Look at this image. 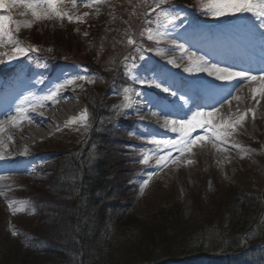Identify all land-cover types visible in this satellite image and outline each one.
Masks as SVG:
<instances>
[{
  "label": "rangeland",
  "instance_id": "obj_1",
  "mask_svg": "<svg viewBox=\"0 0 264 264\" xmlns=\"http://www.w3.org/2000/svg\"><path fill=\"white\" fill-rule=\"evenodd\" d=\"M190 2L197 3V0H191ZM79 4L80 2L78 0L77 8L72 9L71 0H65L64 8L68 7L67 9L73 14H80L83 10H87V17L89 16L88 19L91 14L95 13L96 15L91 17V21L92 23L97 22L94 25L97 26L100 21L97 20V17H99L97 16V13L106 11V6L100 4L97 7L93 6L92 8L85 9L83 3H81V5ZM120 4V8L124 7L126 12L120 14V12L116 11L117 8L114 11L116 15H119L117 17L119 25L116 23V26L119 27L118 30L123 28V31L127 32V38L131 37L135 40H137L136 38H144L147 34L145 33L141 36V32H144L146 27L136 28L134 22L137 24V19L140 15H145L149 6L145 9V2L137 0L136 2H133V0H122L120 1ZM143 5L144 7L142 8ZM201 5L203 4L198 2L197 7L199 8ZM108 7L109 6H107V10H111V8ZM21 11L25 10L17 8L12 11L15 19H31L30 15L24 17L20 16L19 13ZM150 11L151 10H147V13L150 14ZM210 18L214 19L215 17L211 15ZM62 24L63 21L58 19L40 21L33 24L31 29L22 28L18 33V36H22L27 42L28 35L26 33L39 32L41 34V31L43 33L46 31L47 34L51 36V41H56L58 38L60 41H63H57L61 43V46L58 48L59 51H57V54L60 56L59 58L91 62L103 70L105 74H109V70L100 67L102 62L105 63L111 59V56L109 55L110 50H104L103 53L99 52V43H101L103 35L101 36L99 33L94 35L89 32L85 35L81 32L78 34L79 38H77V40L67 41L73 30L71 26H73L74 23L70 24L71 26L69 29L67 23H65V25ZM217 27L219 28L218 32H226L224 25ZM253 29L254 32H256V36H253L252 40L255 37L259 38L261 31H264L256 27ZM74 31H72V33H75ZM111 31L113 30L111 29ZM167 32L171 34L169 39H175L176 43L184 44L186 48L190 51L196 52L197 55H210L215 51H218L217 53H223L225 48L233 46L237 47L233 40L230 38L224 39L221 35L207 38L206 36L210 33H202L195 39L196 41H194V43H189V40H181V32L175 31L174 29H169ZM112 35L115 37L118 36L117 33H113ZM112 35L111 38H113ZM203 38L207 39L201 41ZM122 42H124V39H122ZM107 43L111 45L108 40ZM165 44V46L163 45L159 47L162 50H166L165 56H158L154 51H146L145 56L148 55L147 57L151 60L150 65L153 64V66L157 67L163 66L168 70L171 68H177L168 64L167 60L175 59L176 62L181 65L182 58L176 54L173 55V51L176 48L170 43ZM37 47L41 52L42 49L45 52V49L40 45H37ZM148 48L155 49L157 47L152 48V46H148ZM201 48H206L207 51L202 54V52H199ZM172 49L173 51H171ZM176 50L180 53L179 49ZM218 59L221 60L220 57H218ZM77 69V66H72L70 67L72 72L64 74L60 73V71L66 70V68H60L57 71L58 74L55 75H53L51 70L50 74L53 76L50 77L51 81H49L47 75L48 72L41 67H38V74H35L30 80V84H32L33 87L32 91L29 92L28 97L31 100V97L33 96L38 97L47 94L49 88L52 87L57 80L64 78L66 75H75L77 73L83 74L80 70L76 71ZM112 74L114 75V72H112L111 75ZM118 74L112 78L115 79L117 77V81L121 84L123 83V86L125 87L126 84L124 82L125 77L123 76V73L119 72ZM198 74L203 75L208 81H214L205 73ZM103 75L101 76L100 83L97 84V89L104 93L107 92L108 95L109 92L107 90L109 86L112 85L110 82L111 78L106 80ZM193 75L194 74H191V77H193ZM40 81L43 82L41 83ZM85 84H87V82L77 81L74 86H69L61 92L64 96L65 94H78L82 96L81 99L73 98L77 101L75 105L78 106L80 113L87 108L88 95L86 92L91 90V88L86 87ZM138 86L141 85L138 84ZM115 87L116 85L113 86V88ZM39 89L42 90L34 94V92ZM135 90L136 89H134L132 93V99L135 95ZM140 90L149 92L147 88L140 87ZM119 98L120 100L117 101V105H115L117 115L127 118L132 115L133 117H138L137 113L132 114V107L127 109L120 107L124 103L123 92L117 94V99ZM24 99L25 96H21V92L19 91L15 100L0 107V116L3 117L5 113H15L16 106ZM105 100H107V104L109 105L115 103L110 101L108 96ZM47 107L48 106H45L37 112L32 113H38L40 110ZM89 114L90 119L87 121V128L80 124H77L76 129H73L72 127H63V130H61L56 137L48 139L47 142L35 141V139L31 138L27 139L20 135L22 133L21 128L26 126L28 123L27 121H24L18 128H7L3 133H0V141H2V143H0V155L4 157V159L0 160V189L5 193L4 195H0V242L5 248H7V254H5V259H9L7 264H13L12 256L15 255L16 250L18 253L20 252L19 246L25 245L23 242L27 240L26 238L36 231L38 226L37 221H39V219H44L43 216L38 217V214H49V208H47L43 202L47 200L52 201V199H56L55 193H61V189L58 188V179L61 174H64L63 169L69 167V162H66V160L69 158L71 161L70 163H76V165L78 163L81 164V162L85 163V165H89L91 164L89 162L96 159L97 154L95 148L90 145L94 125L93 117L90 112ZM28 115L31 116L30 112ZM125 122L126 120L123 121L124 124H122V126L120 125V127H116L117 122H115V137L112 139V142L109 140V144L105 146L104 151L106 152L104 161L108 166L111 165L110 171L114 176L113 183L116 184L115 189L113 190V195L117 198L123 199V202L127 206L124 211L125 213H129L130 215L139 210L142 214L153 213L152 216L161 218V215H166L167 212L175 207L173 212L177 213L178 224H184L186 226L185 228L190 229L191 227L192 229L195 222L202 219L201 215L204 210H207L211 216L216 213L215 209L212 208V206H214L217 208L218 214L220 215L221 213L218 207L220 209H226V197L230 191H245L250 193L255 199L258 198L264 202V154L261 155L258 151L259 147L257 148L259 142L264 147V134L259 129L260 121L257 120L253 122L248 120L247 122L250 129L245 130L239 126L233 135L229 137V145H239V148L230 146L225 151H218L217 149L219 145L214 147L211 138L204 141L201 145L195 146L192 152L187 153V156L182 157L181 159V161L191 160L192 163L177 162L176 164L171 165L170 168H163L158 171L156 175L151 177L150 182L147 187L144 188L142 193L140 189L143 181L148 179L147 173L156 171L155 159H151L149 165L139 163L143 156L142 149H144V146H141L142 142H145V139H150V127L146 123L141 122V127L135 125L136 129H133L132 124L134 125V122ZM46 126L47 128H52V126ZM9 132H15L24 144V147H15L17 148L16 153L15 151H10L6 143L3 141L4 139L6 140ZM197 132L202 133V130L198 129ZM156 138L168 137L156 136ZM239 142H241V144H239ZM153 147H155V145ZM145 150L144 154L148 152V149ZM66 154L68 155L66 156ZM224 160H228L229 163L227 162L225 164ZM70 177H68V179ZM110 184L113 186L111 182ZM10 201H26L29 203L24 211L13 213L8 207ZM13 206L17 207L19 204L17 203ZM163 209L164 211L160 213ZM156 214H159V216ZM49 218L50 217H47V220H49ZM166 219L167 218H165V220ZM165 220L164 222H167ZM168 226L169 225H165L162 227L167 228ZM226 228L227 225L224 226L223 230L225 231ZM14 231L17 235H13ZM245 244L246 246L250 245L248 239Z\"/></svg>",
  "mask_w": 264,
  "mask_h": 264
},
{
  "label": "trees",
  "instance_id": "obj_2",
  "mask_svg": "<svg viewBox=\"0 0 264 264\" xmlns=\"http://www.w3.org/2000/svg\"><path fill=\"white\" fill-rule=\"evenodd\" d=\"M120 1L122 0L106 1V11L97 13V20H100L97 26H94L97 22L91 21L95 13L89 19V16L75 13L74 15L83 17L84 22H75L73 26L67 19L63 20L62 25L67 23L68 29L71 26L72 31L77 32H69L67 41L77 40L81 32L103 35L98 49L102 53L110 50L111 59L102 62L100 67L109 70V74H105L91 62L78 60L91 66V71L98 74V84L101 81L99 74H104L106 80L111 78V84L118 82L117 77H112L123 71L122 58L130 54L138 42L144 45L146 43L141 37L135 45H127V32L123 28L118 30L119 27L116 26V23L119 25V15L114 13L115 9L120 14L126 12L124 7L120 8ZM137 1H144L145 9L150 2ZM190 1L185 0L184 3L194 5ZM107 6L111 10H107ZM142 17L139 16L137 24L134 22L136 28L147 27L145 22L139 23ZM113 33L118 36H113ZM26 34L27 42L43 47L45 52L43 49L42 52L48 59L71 62L67 58H59L57 51L61 46L60 42H63L59 38L51 41L52 38L46 31H41V34ZM18 39L26 42L22 36H18ZM49 48L52 49L51 52L47 51ZM112 72L114 75H111ZM110 90L112 88L107 91ZM86 94L87 110L93 117L94 125L90 145L95 148L97 157L89 165L82 162L76 165L70 163L69 158L66 160L69 167L63 169L64 174L58 179L61 193H55L56 199L43 202L49 208V214H38V217L43 216L44 219L37 221L36 231L26 238L23 242L25 245L19 246L20 252L16 250L12 256L13 264H264V202L255 199L248 192H228L226 209L218 207L221 213L219 215L217 208L212 206L216 213L211 216L204 210L202 219L196 221L192 229L178 224L177 213L173 212L175 207L166 215H161L162 219L152 216L153 213L142 214L139 210L130 215L125 213L127 206L123 199L113 195L116 184L113 183L111 165L108 166L104 161L105 146L109 144V140L112 142L114 139L115 122L116 127H119L121 119L114 106L107 104L105 100L107 96L110 97V93L107 95V92L99 91L96 86ZM203 208L205 209L204 206ZM163 211L164 209L160 213ZM47 217H50L49 220ZM164 224L169 226L162 227ZM225 225L227 228L224 231ZM247 239L249 247L245 244ZM6 251L7 248L0 242V264H7L9 261L5 259Z\"/></svg>",
  "mask_w": 264,
  "mask_h": 264
},
{
  "label": "snow or ice",
  "instance_id": "obj_3",
  "mask_svg": "<svg viewBox=\"0 0 264 264\" xmlns=\"http://www.w3.org/2000/svg\"><path fill=\"white\" fill-rule=\"evenodd\" d=\"M78 0H71V8H77ZM83 3L84 7L92 8L95 5H100L104 0H79ZM167 0H156L152 7V12H157L156 25L157 29L160 27V18L163 17L167 21V25H171L173 28L182 27L183 24L177 25L176 20H183V17L179 15H173L168 9L162 7L166 4ZM65 0H0V48L11 46V50L8 53H0V63H4L2 58L7 55L8 61L18 59L20 57H29L30 53H38L40 49L32 44L25 46L17 37L18 33L23 29H31L33 24L44 21L58 19L63 21L65 18L70 23L77 22L82 23L83 17L79 15L70 14L64 11ZM207 11L206 15L210 14L215 18L221 17H245L250 16L257 23L254 27L264 30V0H208L205 5ZM23 9L20 16H31V19L18 20L10 13L14 9ZM88 13L85 12L84 16ZM148 15V13H146ZM145 23L152 24V20H146ZM147 34L149 41H154L157 45L161 43H170L174 48L179 49L181 58L188 60V65L183 68V71L189 74L193 73H205L208 77H211L214 81H221L228 85L227 91L231 93L242 83H260V87L252 89L253 99L257 95H264V67L257 70H253L245 67H238L235 64H229L226 60H218L211 55H197L196 52L190 51L182 43H176L175 39H169L170 33L165 31L161 32L149 27L141 32V36ZM87 35V33H85ZM260 40L264 42V31L260 33ZM137 41L131 37L127 39V45H135ZM47 51L51 52L49 48ZM136 52L140 53L139 60L144 61V51H154L158 56H165L166 50L160 48L144 49L142 47H136ZM125 60V75L133 83H138L142 88H151L159 90V92H147L140 89L135 90V95L140 97L147 107L146 111L152 112L153 115H166L170 116L178 114L187 108L192 100L189 95L190 88L187 85L178 83L175 73L170 72L166 67L160 66H147L145 65L141 71L137 72L136 69L140 68V65L136 63V57L129 58L124 57ZM168 64L179 68L180 64L175 59L167 60ZM264 64V60H262ZM77 81H85L87 83H94V80L87 74L77 73L75 75H66L64 78L57 80L55 84L49 88L47 94L42 96H33L31 100L29 97H25L20 104L15 108L14 115H8L5 120H0V133L6 130V126L10 125L13 128H18L20 125L27 121L29 124L33 123L32 117L28 115L29 112H37L39 109L44 108L46 104H56L60 101L61 92L67 89L69 86H74ZM236 84H233V82ZM41 83L43 81H40ZM204 86L217 93L223 91L215 84L203 82ZM134 89L131 87H123V99L124 103L120 106L124 109L132 107V93ZM159 93H165L167 95H160ZM169 97L174 98L170 100ZM30 100V102H29ZM227 103H231V100H226ZM258 103V101H257ZM199 105L197 108L199 109ZM156 109L157 111H152ZM139 111V109L137 110ZM219 109H213L212 111L197 110L192 112L189 118H173L166 119L164 121L165 127H170V130L174 133L178 132L179 135L176 138H156L155 134L149 129L150 139L148 143L155 145V149H149L146 154H143L139 163L143 165H149L151 159H155L156 171L147 173L148 179L143 181L140 189L141 193L144 188L147 187L153 175H156L158 171L168 167L169 164L180 163H192L191 160L181 161L180 158L185 153L192 152L193 148L197 145H201L209 138L213 141V146L218 147V151H225L228 147L234 146L239 148V145H229V137L237 130L239 126L248 116V112H245L236 117L235 120H226L219 124H214L213 120L216 118V114ZM255 118V113H252ZM90 119V114L85 109L77 118L70 119L67 126L80 124L87 128V121ZM147 127V126H144ZM202 130V133L197 130ZM193 133H197L193 136ZM135 134V133H134ZM11 139V137H9ZM2 143V141H0ZM164 149H167L165 152ZM4 159L0 155V160ZM4 191L0 189V195H4ZM19 206L14 207V204ZM26 201H10L8 203L9 209L13 213L22 212L25 210L27 204ZM13 235H17L14 231Z\"/></svg>",
  "mask_w": 264,
  "mask_h": 264
},
{
  "label": "bare ground",
  "instance_id": "obj_4",
  "mask_svg": "<svg viewBox=\"0 0 264 264\" xmlns=\"http://www.w3.org/2000/svg\"><path fill=\"white\" fill-rule=\"evenodd\" d=\"M239 67V65H237ZM224 82L218 81L215 85L220 86ZM233 84H236L234 81ZM260 83H242L239 87H237L234 91L229 93V95L222 96L221 98L214 97L213 102H206L207 100L204 97V92L210 91V89H201L196 96H193V103H204L206 104V110L212 111L213 109H219L216 114V118L213 120L215 123H221L226 120H235L237 116L248 112V116L245 121L242 123V129H250L248 120L251 121H260L259 129L264 134V95H257L255 99H253L252 89L260 87ZM69 94H65L67 96ZM60 99L57 106L51 108L47 107L40 112L32 114L30 117L33 119V123H27L25 127L21 128V136L27 139H36L42 138L43 136L51 133H60L63 130V127L66 126L67 122L72 118H77L81 113L76 104V98L81 99L82 96L78 94H72L65 98ZM72 98V99H70ZM75 98V99H73ZM134 100L137 97H133ZM230 99L231 103H227L226 100ZM258 101V103H257ZM67 103V105H65ZM141 110H144L142 107H138ZM147 119L146 123L154 129L153 133L157 136L161 137L165 135L170 130V127L163 130H157L156 127L158 124L164 126V121L166 119H173L179 116L178 114H173L170 116L166 115H153L152 112L146 111ZM152 111H157L153 109ZM134 112V111H133ZM255 113V118H253L252 113ZM157 117H160L158 121H156ZM46 125L52 126L48 127ZM73 129L77 128V124L71 125ZM11 137V139L9 138ZM8 149L10 151H15L17 147H24V144L20 137L17 136L15 132H9L6 140H3ZM225 164L228 160H224ZM229 163V162H228Z\"/></svg>",
  "mask_w": 264,
  "mask_h": 264
}]
</instances>
